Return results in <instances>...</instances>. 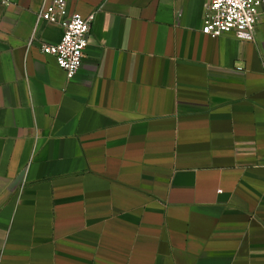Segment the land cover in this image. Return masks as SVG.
<instances>
[{
	"label": "crops",
	"instance_id": "1",
	"mask_svg": "<svg viewBox=\"0 0 264 264\" xmlns=\"http://www.w3.org/2000/svg\"><path fill=\"white\" fill-rule=\"evenodd\" d=\"M51 1L0 0V264H264V5L244 41L207 0H66L70 79Z\"/></svg>",
	"mask_w": 264,
	"mask_h": 264
},
{
	"label": "built area",
	"instance_id": "2",
	"mask_svg": "<svg viewBox=\"0 0 264 264\" xmlns=\"http://www.w3.org/2000/svg\"><path fill=\"white\" fill-rule=\"evenodd\" d=\"M263 5L264 0H207L203 32L215 38L231 34L240 40L254 41ZM39 18L65 27L60 41L45 42L41 50L56 58L68 78L75 77L91 42L95 14L68 16L67 1L53 0L46 3Z\"/></svg>",
	"mask_w": 264,
	"mask_h": 264
}]
</instances>
